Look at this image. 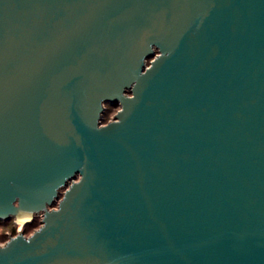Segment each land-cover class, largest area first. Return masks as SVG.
I'll list each match as a JSON object with an SVG mask.
<instances>
[{
	"label": "water",
	"instance_id": "water-1",
	"mask_svg": "<svg viewBox=\"0 0 264 264\" xmlns=\"http://www.w3.org/2000/svg\"><path fill=\"white\" fill-rule=\"evenodd\" d=\"M36 217L0 264H264V0H0V221Z\"/></svg>",
	"mask_w": 264,
	"mask_h": 264
},
{
	"label": "trees",
	"instance_id": "trees-1",
	"mask_svg": "<svg viewBox=\"0 0 264 264\" xmlns=\"http://www.w3.org/2000/svg\"><path fill=\"white\" fill-rule=\"evenodd\" d=\"M106 120V119H105ZM14 223V220H9V221H0V227H4V228H11V234L12 235H16L17 234V225L14 223L13 226H11V224ZM41 225V218L37 217L34 222H32L31 224H27L25 226V232L27 235H30L31 232H33L34 230H36L37 228H39ZM11 226V227H10ZM8 240V237L6 235V233L4 232L3 234H0V242H5Z\"/></svg>",
	"mask_w": 264,
	"mask_h": 264
},
{
	"label": "rangeland",
	"instance_id": "rangeland-1",
	"mask_svg": "<svg viewBox=\"0 0 264 264\" xmlns=\"http://www.w3.org/2000/svg\"><path fill=\"white\" fill-rule=\"evenodd\" d=\"M117 109H118V108H114L113 110H110L109 113L106 115V120L111 119V118L113 117V115L116 113ZM14 223L17 225V230H18V227H21V225H20L19 223H16L15 220H14ZM14 223H12L11 226H13ZM11 226H10V227H11ZM4 232L6 233L7 237H9V235H12V234H11V228H4V227L1 228V227H0V234H1V233L3 234ZM32 233H33V232H31L30 235H31ZM7 241H8V240H7ZM7 241H5V242H0V244H5Z\"/></svg>",
	"mask_w": 264,
	"mask_h": 264
},
{
	"label": "flooded vegetation",
	"instance_id": "flooded-vegetation-1",
	"mask_svg": "<svg viewBox=\"0 0 264 264\" xmlns=\"http://www.w3.org/2000/svg\"><path fill=\"white\" fill-rule=\"evenodd\" d=\"M114 108H118L117 111H116V113L113 115V117H112L111 119L105 121V119H106V115L109 113L110 110H113ZM119 109H120V106H119V105H116V106H107L106 111H105V114H104V116H103V117H104V119H103V123L106 124V123L110 122L111 120H113L114 117H115V115H116L117 112L119 111ZM36 218H37V217H36ZM36 218H35V219H36ZM35 219H34V220H35ZM34 220H33V222H34ZM25 226H26V225H25ZM25 226H23L22 232H24V234L27 235L26 232H25ZM17 234H18V231H17ZM17 234H16V235H17ZM16 235H9L8 240H9L11 237L16 236Z\"/></svg>",
	"mask_w": 264,
	"mask_h": 264
},
{
	"label": "bare ground",
	"instance_id": "bare-ground-1",
	"mask_svg": "<svg viewBox=\"0 0 264 264\" xmlns=\"http://www.w3.org/2000/svg\"><path fill=\"white\" fill-rule=\"evenodd\" d=\"M26 222V220H19V224L23 225Z\"/></svg>",
	"mask_w": 264,
	"mask_h": 264
},
{
	"label": "built area",
	"instance_id": "built-area-1",
	"mask_svg": "<svg viewBox=\"0 0 264 264\" xmlns=\"http://www.w3.org/2000/svg\"><path fill=\"white\" fill-rule=\"evenodd\" d=\"M22 229H23V226L22 225H21V227H18V233L22 232Z\"/></svg>",
	"mask_w": 264,
	"mask_h": 264
}]
</instances>
